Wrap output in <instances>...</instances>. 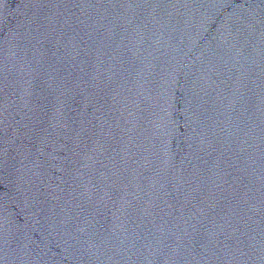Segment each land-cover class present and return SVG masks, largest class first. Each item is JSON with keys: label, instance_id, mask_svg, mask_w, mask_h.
Segmentation results:
<instances>
[{"label": "water", "instance_id": "95a60500", "mask_svg": "<svg viewBox=\"0 0 264 264\" xmlns=\"http://www.w3.org/2000/svg\"><path fill=\"white\" fill-rule=\"evenodd\" d=\"M0 264H264V0H0Z\"/></svg>", "mask_w": 264, "mask_h": 264}]
</instances>
